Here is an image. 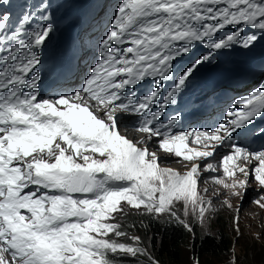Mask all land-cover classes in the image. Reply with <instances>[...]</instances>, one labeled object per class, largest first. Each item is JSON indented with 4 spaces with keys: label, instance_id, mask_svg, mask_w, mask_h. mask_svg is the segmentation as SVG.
Here are the masks:
<instances>
[{
    "label": "snow or ice",
    "instance_id": "snow-or-ice-1",
    "mask_svg": "<svg viewBox=\"0 0 264 264\" xmlns=\"http://www.w3.org/2000/svg\"><path fill=\"white\" fill-rule=\"evenodd\" d=\"M31 16L9 30L11 13L0 14V264H160L121 217L135 212L188 233L195 223L208 234L216 201L231 210L250 177L261 190L253 203L264 210V148L234 138L264 117V89L238 99L242 109L210 130L177 131L179 115L161 120L218 53L264 39V0H120L103 58L71 95H41L39 52L54 26L30 29ZM197 46L208 51L177 67ZM146 82L152 87L138 96ZM129 125L144 139H130ZM169 156L186 170L165 166Z\"/></svg>",
    "mask_w": 264,
    "mask_h": 264
},
{
    "label": "trees",
    "instance_id": "trees-1",
    "mask_svg": "<svg viewBox=\"0 0 264 264\" xmlns=\"http://www.w3.org/2000/svg\"><path fill=\"white\" fill-rule=\"evenodd\" d=\"M248 197L252 196L248 195ZM212 220L213 228L208 234L195 225L194 233H188L180 227L168 226L163 222L156 223L139 216L132 218L131 226L135 228V231L145 235L141 237L145 243L144 246L156 260H159L160 264H183L182 252L187 242H190L193 248L191 256L194 255L196 261L199 260V264H204L207 260L212 261V264L222 263L225 257L230 256V251L234 247L235 232L232 231V235L227 233L219 213L213 215ZM232 223L233 220L230 218V226ZM124 264H149V262L146 258L140 257L139 260L128 258Z\"/></svg>",
    "mask_w": 264,
    "mask_h": 264
},
{
    "label": "rangeland",
    "instance_id": "rangeland-1",
    "mask_svg": "<svg viewBox=\"0 0 264 264\" xmlns=\"http://www.w3.org/2000/svg\"><path fill=\"white\" fill-rule=\"evenodd\" d=\"M169 166H174L171 164L170 160L165 163ZM233 208L227 209L220 213L223 223L227 229V233L232 235V231L235 232V240H233L234 248L230 251V256L225 257V261L220 263L216 262L214 264H232L233 261L236 264H264V210H261L259 207H256L251 198L245 199L241 202L239 199L231 201ZM240 206V220H239V232L235 230V225L232 223L230 226V218H234L236 215V207ZM220 207V204L217 205ZM129 216H139L137 213L132 212L126 217H121V220L124 224L128 225L130 222ZM140 217V216H139ZM142 218V217H141ZM194 223V222H193ZM198 229H201L202 232H205L198 224H195ZM213 228V220L211 218L210 223L208 224L207 232H210ZM129 232V235H138L144 237L140 231H135V228L125 227ZM231 232V233H230ZM238 239L236 240V238ZM145 245V243L143 242ZM186 248H183L182 260L183 264H196L195 256L192 255L193 248H191L190 242L185 244ZM195 253V252H194ZM212 261H206L204 264H212Z\"/></svg>",
    "mask_w": 264,
    "mask_h": 264
},
{
    "label": "bare ground",
    "instance_id": "bare-ground-1",
    "mask_svg": "<svg viewBox=\"0 0 264 264\" xmlns=\"http://www.w3.org/2000/svg\"><path fill=\"white\" fill-rule=\"evenodd\" d=\"M99 9L101 10V7L98 8V12H101ZM255 86H257V84L246 85V88H248V90H250V91H254L255 88H256ZM187 122H189V120H188ZM187 122H186V124H187ZM129 129H130V128H129ZM130 130H131V132H130V136H132V135L134 134L135 131H133L132 129H130ZM132 131H133V132H132ZM248 138H251V136H248Z\"/></svg>",
    "mask_w": 264,
    "mask_h": 264
}]
</instances>
